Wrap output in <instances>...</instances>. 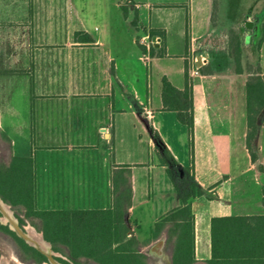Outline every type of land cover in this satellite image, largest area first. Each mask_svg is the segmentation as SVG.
I'll return each instance as SVG.
<instances>
[{
	"label": "crops",
	"instance_id": "1",
	"mask_svg": "<svg viewBox=\"0 0 264 264\" xmlns=\"http://www.w3.org/2000/svg\"><path fill=\"white\" fill-rule=\"evenodd\" d=\"M213 2L0 0V153L7 154V163L13 156L33 158L40 209L110 208L114 184L122 189L129 176L134 202L129 208L136 200L154 204L150 180L156 167L157 201L164 200L159 160L140 161L146 132L151 153L157 132L182 167H193L203 191L191 199L195 264L212 258L214 217L264 215V117L258 119L252 160L246 145L249 72L230 70L228 45L235 26L242 58L252 57L259 22L254 18L242 26L222 15L214 23ZM219 9L223 12L222 2ZM214 48L218 53L210 51ZM255 53L264 74L261 48ZM172 56L180 65L162 73L159 60ZM186 64L193 91V165L174 150L165 115L177 112L164 110L162 97L164 76L184 89ZM208 64L204 74L199 67ZM238 76L243 78L238 92L231 84L225 93L224 85ZM177 123L172 120L174 128L187 126L178 114ZM162 248L158 240L149 251L168 261Z\"/></svg>",
	"mask_w": 264,
	"mask_h": 264
},
{
	"label": "trees",
	"instance_id": "2",
	"mask_svg": "<svg viewBox=\"0 0 264 264\" xmlns=\"http://www.w3.org/2000/svg\"><path fill=\"white\" fill-rule=\"evenodd\" d=\"M213 11L218 9V0H213ZM216 22V15L212 16ZM158 31L151 32L152 35ZM230 46L236 73L244 71L242 65V40L236 27L230 29ZM264 41L262 36L257 43L258 49ZM141 48L144 47L139 44ZM155 47L151 46V54ZM163 54V49L159 55ZM209 66L199 67L208 74ZM186 64V83L184 89L176 88L169 79L162 78L163 109L174 110L179 120L186 124L190 137H193V91L188 80ZM246 81V114L248 131L246 145L252 160L257 158L253 141L258 134V119L264 117V74L258 64L248 69ZM155 144L173 160L174 166L181 173L191 171V192H185L176 186L181 205L170 211L162 220L155 223L153 237L157 238L172 223L174 248L173 264H195V221L192 213L191 199L201 196L202 189L196 182L193 167H182L168 150L157 132L153 133ZM165 164V160H162ZM193 165V164H192ZM168 174L172 176L169 166ZM173 177V176H172ZM0 195L26 218L37 219V227L44 238L56 251L65 254L68 259L59 258L66 264H82V260H92L97 264H150L147 255L141 251L140 243L131 235L125 221L124 201L131 207L132 188L128 185L120 189L114 184V199L110 208L93 209H40L38 207L36 173L32 157L13 156L10 163L0 164ZM20 217V216H19ZM21 221L23 220L20 217ZM0 231L12 236L22 250V259L43 262L47 260L44 253L27 243L6 224L0 222ZM212 258L208 264H264V215L225 216L212 219Z\"/></svg>",
	"mask_w": 264,
	"mask_h": 264
},
{
	"label": "rangeland",
	"instance_id": "3",
	"mask_svg": "<svg viewBox=\"0 0 264 264\" xmlns=\"http://www.w3.org/2000/svg\"><path fill=\"white\" fill-rule=\"evenodd\" d=\"M97 1H103V0H97ZM222 2L223 4V12H220L219 5ZM218 9L213 11L212 16L216 15V19L225 18L228 20H233L237 22V24L242 25L245 24L244 22L247 20H254V18L259 22V35L256 37V40L251 41L250 45V52L252 54L248 55V58L246 57V60L242 58V65L243 68H247V70L255 68L259 64V57L255 58V52L257 50V43L260 40L262 36L263 31V25H264V0H218ZM254 24V22H252ZM96 25H100V23H96ZM233 27V26H232ZM230 27V29L232 28ZM235 27V26H234ZM230 31V30H229ZM250 35L253 34L252 30L248 31ZM173 52L177 53L178 51V42L177 40L173 41ZM229 45V54L232 57V64L230 67L231 71H236V64L234 61V55H233V45L230 46V39L228 41ZM223 46H225L223 44ZM203 50V49H202ZM211 52L218 53V49H212ZM251 58L252 61H251ZM215 59V58H214ZM248 59V60H247ZM261 61L264 68V42L261 46ZM248 62V64H246ZM159 63L162 65V73L166 70L167 73H170L172 70H176L177 66L180 65L181 59L178 56H172L170 58L166 59H160ZM156 65V63H154ZM157 66V65H156ZM153 67V74L154 79H156V73L158 68ZM207 66L210 67L208 64ZM150 71V68H149ZM146 74V69L144 70ZM199 77L194 76V81H198ZM243 78L241 76H238L234 80L233 83H228V85H224L225 93H228L230 91L231 84L232 90L238 92V89L241 87V82ZM219 82V80H218ZM165 122L168 129V135L169 138L174 145V150L178 155H180V158L186 165H192L194 163V136L191 138L189 129L187 126L183 127L179 125V128L176 126L175 128L172 126V120H175L177 123V114L175 112H168L165 115ZM181 127V129H180ZM183 128V131H182ZM183 138V139H182ZM148 141H149V135L145 134L143 139V145H144V153L142 157L140 158L141 162L147 163L146 165H152V163H156L158 160V165H160L161 168V192L163 193V198L161 201H157L160 197L159 195V189L158 188V182H157V174L159 175V168H155V178L150 180V195L152 196L151 200L154 201V204L151 202H145V201H135V207L134 208H128L127 207V199L124 201V208H125V221L127 225L130 228L131 235L134 236L138 242L140 243V249L142 252H144L148 259L150 264H173V258H172V250L174 248V234H171L169 230L172 229V223L168 224V226L163 230L161 235L158 238L153 237V230L155 220L159 221L162 220L170 211L174 210L181 204V199H178L173 197L172 194H177V197H179L178 191L176 186L181 188L185 192H191V183L190 179L192 178L191 171L187 173H181V171L174 166L173 160L166 154L163 150V147L159 148L157 145L155 146V152L151 153L149 152L148 147ZM151 148V147H150ZM162 160H165V164H163ZM8 156L4 152L0 153V164H8ZM149 163V164H148ZM169 166L171 170L172 176L168 174L167 167ZM128 171L131 172L130 169ZM145 173H148V170L145 169ZM128 185L132 188V181L129 176L128 184L123 181V188L127 187ZM180 200V202H179ZM133 199L131 196V205H133ZM11 210L13 212V215L17 218L19 224L21 226H25L28 229L30 227H33L37 232H42L37 227L36 223L38 222L37 219H31L26 218L22 213L17 214L16 210H14L11 206ZM23 219L21 221L20 217ZM9 226V225H8ZM158 240L163 241V248L162 253L165 254L163 257H167L169 260L165 261L164 259H157L153 254L150 253L149 248L152 243L157 242ZM59 256V258H63L66 260H69L68 257L63 254L60 251L54 250ZM16 259L20 260L24 264H42L44 262H47V260L43 262H37L32 261V259H28L27 261L22 259V250L19 248L18 244L14 240L12 236L9 234L0 231V264H17ZM60 261V260H59ZM70 261V260H69ZM62 262V261H60ZM64 263V262H62ZM66 264V263H64ZM82 264H97L96 262L92 260H82Z\"/></svg>",
	"mask_w": 264,
	"mask_h": 264
},
{
	"label": "water",
	"instance_id": "4",
	"mask_svg": "<svg viewBox=\"0 0 264 264\" xmlns=\"http://www.w3.org/2000/svg\"><path fill=\"white\" fill-rule=\"evenodd\" d=\"M0 222L6 225H9L10 229L15 231L18 236L23 238L27 243L36 247L42 253H44L47 257V262L42 264H64L58 260V254L54 251L52 244L46 240L49 244V248H43L38 243H36L32 236L30 235L28 228L25 226H21L17 220V218L13 215L11 210V205L8 204L0 195ZM42 236L43 232H41Z\"/></svg>",
	"mask_w": 264,
	"mask_h": 264
},
{
	"label": "bare ground",
	"instance_id": "5",
	"mask_svg": "<svg viewBox=\"0 0 264 264\" xmlns=\"http://www.w3.org/2000/svg\"><path fill=\"white\" fill-rule=\"evenodd\" d=\"M28 231L36 243H38L43 248H49V244H48V242H46V240L42 236L41 232H37L33 227H30L28 229ZM16 263L17 264H24L23 262H21L18 259H16Z\"/></svg>",
	"mask_w": 264,
	"mask_h": 264
}]
</instances>
